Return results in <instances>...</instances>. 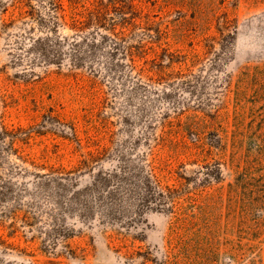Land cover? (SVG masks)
<instances>
[{"label": "rangeland", "instance_id": "374dc122", "mask_svg": "<svg viewBox=\"0 0 264 264\" xmlns=\"http://www.w3.org/2000/svg\"><path fill=\"white\" fill-rule=\"evenodd\" d=\"M49 1L0 0V264H264V0H116L148 55L77 69L33 47ZM152 169L174 209L82 192Z\"/></svg>", "mask_w": 264, "mask_h": 264}, {"label": "trees", "instance_id": "16d2710c", "mask_svg": "<svg viewBox=\"0 0 264 264\" xmlns=\"http://www.w3.org/2000/svg\"><path fill=\"white\" fill-rule=\"evenodd\" d=\"M69 1V13L61 0L49 1L51 11L49 34L34 40L33 45L39 49L45 59L51 56V60H54L65 55L73 62L72 66L77 69L83 67L81 62L85 57L95 54L99 49L108 50L112 55L125 50L124 54L131 57L133 63L135 58L143 59L148 55L145 49L146 44L141 40L134 45L126 40L122 25L128 24V17L119 2L116 0L107 3L103 0L93 1L89 8L80 0ZM34 11L37 14L35 9ZM41 20L43 23L44 18ZM61 23L75 31L76 34L73 38L61 37L58 34ZM118 27L121 30H118ZM107 32L110 35H107ZM121 42L124 44L123 46ZM66 45L69 48L64 50ZM46 54L48 55L46 56ZM150 62L155 66L163 67L162 64L157 63V58ZM133 63L131 68L136 67ZM146 63L148 61H145ZM90 70L94 72L91 67ZM140 70L142 73H153V76H149L151 78L155 75L162 78L165 75L160 70L158 72L145 71V68ZM155 169L147 172L142 171L138 174L125 171L121 174L117 171L100 172L91 186L86 187L82 192L85 190L93 192L94 204L103 208L107 216L123 214L130 208H134L133 213L141 212L145 208L158 210L167 207V209H174V206H171L174 204V200L171 204L167 201L172 198L171 195L175 191L169 186H162L160 179L153 174ZM118 176H120L119 180ZM170 206L171 208H169ZM0 243L5 244V241L0 239Z\"/></svg>", "mask_w": 264, "mask_h": 264}]
</instances>
